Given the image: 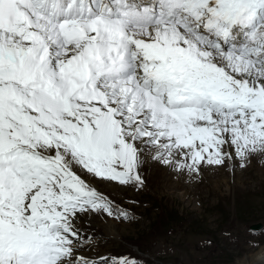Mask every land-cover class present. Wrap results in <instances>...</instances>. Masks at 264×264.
<instances>
[{
    "label": "snow or ice",
    "instance_id": "snow-or-ice-1",
    "mask_svg": "<svg viewBox=\"0 0 264 264\" xmlns=\"http://www.w3.org/2000/svg\"><path fill=\"white\" fill-rule=\"evenodd\" d=\"M253 159L264 0H0V264H145L97 251L135 219L97 182Z\"/></svg>",
    "mask_w": 264,
    "mask_h": 264
},
{
    "label": "rangeland",
    "instance_id": "rangeland-1",
    "mask_svg": "<svg viewBox=\"0 0 264 264\" xmlns=\"http://www.w3.org/2000/svg\"><path fill=\"white\" fill-rule=\"evenodd\" d=\"M144 179L138 191L97 182L135 216L127 223L105 217L119 235L105 236L99 253H130L147 264H237L264 246V161L205 167L195 180L149 162ZM260 221L261 230H249ZM125 239L149 244L139 253Z\"/></svg>",
    "mask_w": 264,
    "mask_h": 264
},
{
    "label": "bare ground",
    "instance_id": "bare-ground-1",
    "mask_svg": "<svg viewBox=\"0 0 264 264\" xmlns=\"http://www.w3.org/2000/svg\"><path fill=\"white\" fill-rule=\"evenodd\" d=\"M111 226V233L106 236L118 237L117 226L114 223L109 222ZM114 234V235H113ZM237 264H264V246L254 254L246 255L243 259L239 260Z\"/></svg>",
    "mask_w": 264,
    "mask_h": 264
},
{
    "label": "water",
    "instance_id": "water-1",
    "mask_svg": "<svg viewBox=\"0 0 264 264\" xmlns=\"http://www.w3.org/2000/svg\"><path fill=\"white\" fill-rule=\"evenodd\" d=\"M260 225H261L260 222H257V223H251V224H250V226L253 227V228H258Z\"/></svg>",
    "mask_w": 264,
    "mask_h": 264
},
{
    "label": "trees",
    "instance_id": "trees-1",
    "mask_svg": "<svg viewBox=\"0 0 264 264\" xmlns=\"http://www.w3.org/2000/svg\"><path fill=\"white\" fill-rule=\"evenodd\" d=\"M150 205H151V207H153L152 204H150ZM175 219H176V216H173V217H170V218H169V221H171V220H175Z\"/></svg>",
    "mask_w": 264,
    "mask_h": 264
}]
</instances>
